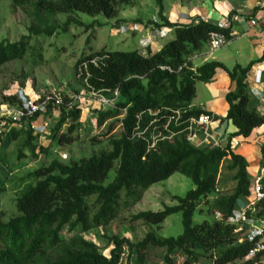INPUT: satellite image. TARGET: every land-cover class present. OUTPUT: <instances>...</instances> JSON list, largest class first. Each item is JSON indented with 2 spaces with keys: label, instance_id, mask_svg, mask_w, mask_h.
I'll use <instances>...</instances> for the list:
<instances>
[{
  "label": "trees",
  "instance_id": "1",
  "mask_svg": "<svg viewBox=\"0 0 264 264\" xmlns=\"http://www.w3.org/2000/svg\"><path fill=\"white\" fill-rule=\"evenodd\" d=\"M155 1L158 10L157 21L151 20L154 27L167 26L174 32V36L157 51L148 50L145 55L138 49L112 50L105 45L99 50L91 47L93 51L83 54L76 62L77 74L87 88L89 82L95 89L119 90L114 106L93 107L97 125L100 127L111 121L107 128L109 132L123 121L124 129L108 137V149L101 148L90 155L68 160L57 153L49 162L21 177L20 182L27 183L16 199L17 214L7 220L0 218V264H121L124 256L128 264H151L148 261L150 249H162L164 264H178V257L183 258L181 264H200L208 260L211 264L236 261L261 264L258 263L259 256L245 259L252 243L239 241V234L229 217L237 204L249 195L253 182L248 161L235 151L232 138L247 137L254 128L264 124V113L250 105L248 91V72L255 62L264 59V55L246 65L236 63L232 68L215 59L195 66L192 56L210 43L211 32L221 31L231 37L232 27L222 28L201 17L188 23L172 21L164 14L163 0ZM12 2L26 12L32 24L29 34L19 40L0 36V68L26 55L32 34L52 36L60 28L67 30L73 21H79L74 15L78 11L115 18L132 0ZM257 12L255 7L246 16L251 18ZM59 13L68 14L66 20L59 21ZM94 58H98L96 64L91 62ZM161 65H170L173 70L161 69ZM181 65L183 67L179 69ZM220 67L227 70L236 84L226 94L229 104L226 117L232 120L236 130L225 145L198 147L188 140L186 127L189 117L207 113L191 106L196 96V83L210 82ZM5 96L8 103L17 104L16 94ZM125 107L127 113L120 117ZM57 108L60 117L50 131V138L59 148L73 145L79 141L83 108L77 103L70 104L68 96ZM173 110L181 111V119L179 123H169L168 131L162 124L167 122ZM138 114H142L140 119ZM39 116L24 119L20 127L11 126L7 133L0 135V151L22 138L12 162L0 157V196L8 183L9 171L4 164L10 171L25 166L21 160L25 155L29 156L25 153L26 148L30 158L38 157L37 137L40 133L34 130L31 122ZM155 117V126L162 128L167 137L157 140L156 145L149 148L144 138L132 134L139 122L145 127ZM173 132L175 134L171 135ZM147 135L151 136V130ZM93 140L102 141L98 137ZM40 148L47 155L51 149L45 145ZM261 152L264 159V144ZM112 168L116 170L115 176L106 184ZM223 168L231 173L234 182L228 190L220 187ZM175 172L190 177L195 187L184 196L174 195L176 204L133 213L130 222L161 225L169 215L181 212L183 230L180 234L165 237L150 230L138 241L113 234L107 237V246H112L109 254L84 235L109 226L122 216L124 210L138 203L149 187ZM202 203L207 205L208 215L196 222L195 213H203ZM259 207L258 214L264 216V200Z\"/></svg>",
  "mask_w": 264,
  "mask_h": 264
},
{
  "label": "rangeland",
  "instance_id": "2",
  "mask_svg": "<svg viewBox=\"0 0 264 264\" xmlns=\"http://www.w3.org/2000/svg\"><path fill=\"white\" fill-rule=\"evenodd\" d=\"M206 1L212 3L216 0H189L186 4L190 3L198 7ZM156 7L157 3L155 0H132L130 4H125L122 7L118 16L125 18L129 22L133 18L139 17L146 20L151 18L156 12ZM74 15L79 21H73L67 30L60 28L52 36L32 34L26 55L23 58L7 62L0 68V107L8 103L5 95L16 94L18 97L17 91L21 88L34 96L60 92L64 97L68 96L70 99L75 93L82 92L84 94L88 89L76 71V62L83 54L88 55L93 49L99 50L105 45L112 50L137 49L141 47L140 40L145 37L142 36L140 38L144 31L134 34L133 28L128 31L122 30L119 24L121 23L120 19L119 22L117 20L115 22L114 18H107L102 14L90 15L81 11ZM67 17L68 14L66 13L57 15V19L61 22L66 20ZM244 19L249 23V28L241 27L236 23L234 29L238 31V35L234 36L228 43L215 49L212 54L207 53L211 49V44H206L202 50L195 54L196 56H192L194 65H201L205 57L208 58L207 60H216L218 56H224V61L229 68H232L238 62L246 65L251 59H257L260 46L264 42V29L260 31L262 29L261 26L250 27L252 26L250 21L247 18ZM31 24L30 17L20 6L15 5L12 0H0L1 37L11 41L19 40L23 35L29 34ZM173 36L174 32L171 31L161 43L156 44V47H160ZM198 53H200L199 56L197 55ZM196 86L201 93L205 91L203 82L198 81ZM8 104H11V107L16 106L15 103ZM43 117L49 121V124L47 129L37 137L39 145L37 148L38 157L35 159L30 158V152L26 148L25 153H29V156L25 155L21 160L25 166L10 171L9 166L4 164L9 171L6 190L0 196V218L4 220L17 214L16 199L27 183H21V177H24L41 164L49 162L57 153L61 155L66 152L68 157L65 160H68L70 157L78 158L82 155H90L94 150L98 151L101 148L108 149V137L120 133V128L117 125L112 131L107 132L111 121L99 127L96 124L95 116L90 115L86 108H83L79 141L73 145H62L59 148L54 145L50 138V131L60 117L59 108L52 109L49 115L45 114ZM16 126L18 127L19 125ZM94 137H98L102 141H92ZM21 140L22 138L17 139L7 149L0 151V157L4 156L6 160L8 159L12 162L16 157V149ZM41 145H45L48 148L51 147L48 155L40 150ZM115 173V168H112L105 180L106 184L113 180ZM220 177V187L224 190L233 187L234 182L231 179V173L227 169L223 168ZM194 187L195 184L190 177L181 172H175L168 179L154 183L149 187L138 203L124 210L121 214L122 216L112 221L109 226L93 229L88 233H84V235L96 241L106 254H109V250L112 247L111 245L107 246V237L113 234L126 236L134 241L142 239L150 230L156 231L160 236H177L183 230L181 212L169 215L161 225L143 224L141 221L131 223L130 216L141 210H159L165 204H176L177 200L173 197L174 195L184 196ZM200 206L203 208V213H195L194 220L196 222L201 221L206 214L208 215L206 213L207 205L202 203ZM161 253L162 249H150L148 261L151 264H164ZM182 261L183 258L178 257V264H181ZM209 262L208 260V262H201L200 264H211ZM240 263V261H236L229 264ZM121 264H128L125 256Z\"/></svg>",
  "mask_w": 264,
  "mask_h": 264
},
{
  "label": "built area",
  "instance_id": "3",
  "mask_svg": "<svg viewBox=\"0 0 264 264\" xmlns=\"http://www.w3.org/2000/svg\"><path fill=\"white\" fill-rule=\"evenodd\" d=\"M255 7L258 8L256 15L250 18L251 25L258 24L260 19L264 20V0H254ZM240 19L238 14H232L218 24L222 28H228L231 26L232 21ZM154 21H157V16L153 17ZM205 20V19H204ZM121 29L128 31L131 28L137 30V26H134L129 23L120 25ZM171 28L167 26H162L159 28H153V32L140 40V45L142 50H139L142 54H148V48L151 47L154 41L158 39H164L168 36V32ZM229 36L221 31H213L210 34V44L211 48H218L220 45L227 42ZM98 58L91 60L93 63H97ZM264 62V61H263ZM186 65V63L184 64ZM85 68L87 69V63H84ZM161 69L173 70L170 65H161ZM183 65L179 66L181 69ZM263 69H258L255 75L256 81H260L263 75ZM89 75V74H88ZM87 81V79H86ZM88 90L86 93L82 94L75 93L70 97V104L77 103L82 108H86V111L92 114L93 107H108L114 106L118 97L119 90L118 88L114 90L110 89H95L89 82H87ZM18 102L16 106L11 107V104H5L0 107V135L7 133L11 126L22 125V121L27 118L34 117L35 115L43 116L49 109H56L57 107L64 104L65 97L60 92H53L49 94H41L34 96L27 92L25 89H19L18 91ZM127 113V108L125 107L120 114V117H124ZM137 117L140 119L142 114H138ZM96 118V117H95ZM181 111L173 110L167 120V122L162 124V128L170 131L169 123L175 121L180 122ZM97 120V118H96ZM157 118H153L149 123L142 127L140 122L138 127L133 131V137L144 138L148 142V147L152 148L156 145L157 140L167 137L162 128H157L155 126ZM210 119L208 114H201L198 117H189L187 119V129L188 134L187 138L190 142L194 143L198 147L203 146H216L222 145L218 137L210 129ZM108 123V121L106 122ZM106 123L104 125H106ZM32 127L36 132L40 134L47 129L49 124L48 120H45L42 125L32 120ZM97 124V122H96ZM103 125V126H104ZM117 127L122 131L123 121L118 122ZM152 127V128H151ZM151 130V136H148L147 133ZM173 132L171 135H174ZM170 135V136H171ZM64 159L68 157L66 152L61 154ZM244 202H239L237 206L233 209L232 215L229 217V221L234 223L235 232L239 234V241H248L252 243L247 258H253L259 256L260 259L258 263L264 264V216L258 214L260 207L259 205L264 200V159L260 165V168L256 175L253 178L251 185V190L248 196L244 197ZM217 216H220V213L217 212Z\"/></svg>",
  "mask_w": 264,
  "mask_h": 264
},
{
  "label": "crops",
  "instance_id": "4",
  "mask_svg": "<svg viewBox=\"0 0 264 264\" xmlns=\"http://www.w3.org/2000/svg\"><path fill=\"white\" fill-rule=\"evenodd\" d=\"M189 0H163L164 3V14L172 21H177L178 23H188L193 19L201 17L207 21L214 23H219L226 17L232 14H238L240 19L232 21V33L231 37L227 40L228 43L234 36L238 35V31L234 29L235 24H239L241 27L249 28V23L245 21L244 18H247L246 14L251 13L255 8L254 0H216L212 3L206 1L202 3L201 6H194L192 4H186ZM208 2V3H207ZM156 12L146 20L142 18H133L131 22L125 20L122 17H115L121 20L120 25L125 23H131L134 26H137L138 29H133L134 34H139V32L144 31L141 34L142 36H149L153 32L154 24L151 22L154 16H157ZM250 21V18H247ZM135 21V22H134ZM114 22V21H113ZM134 22V24H133ZM253 26H261L264 29V20L260 19L258 24ZM172 29L169 30L168 35ZM163 39H158L154 41L153 45L148 48V50L157 51L160 47H156L157 43H161ZM224 43V44H226ZM164 44V43H163ZM222 44V45H224ZM220 45V46H222ZM219 46V47H220ZM218 47V48H219ZM142 50L141 47L137 48ZM217 49V48H215ZM215 49H210L208 54H212ZM198 56L200 53L197 54ZM258 58L264 55V42L261 44ZM194 56V55H193ZM196 56V55H195ZM217 57V56H213ZM208 58L205 57L204 61ZM224 56H218L216 60H220L226 64L224 61ZM254 60V59H251ZM250 60V61H251ZM249 61V62H250ZM264 59L257 61L253 64L251 70L248 72V91L250 95V105L257 106V108L264 113V71L260 81H256L255 75L258 69H263ZM193 62V57H192ZM248 62V63H249ZM240 63V62H238ZM194 64V63H193ZM241 64V63H240ZM227 65V64H226ZM197 66V65H195ZM228 66V65H227ZM229 67V66H228ZM205 84V91L200 92L197 87L196 96L192 101L191 106L203 109L207 111L206 114L209 115L210 119V129L218 137L220 143L225 145L228 139L231 137V134L236 130L235 125L232 120H229L226 115L229 109V104L226 100V94L229 90L235 88V82L231 79L228 72L224 68H217L214 78L210 82H203ZM42 117V118H41ZM45 121L43 116H39L36 119V122L42 125ZM232 144L236 152L244 155L248 161V172L251 179L254 178L258 172L260 165L263 160L261 147L264 144V124L253 129L251 134L247 137L236 136L232 138ZM244 202L241 201V203Z\"/></svg>",
  "mask_w": 264,
  "mask_h": 264
}]
</instances>
